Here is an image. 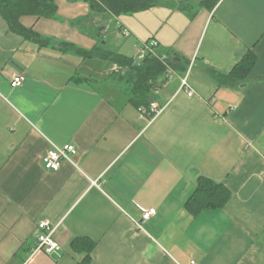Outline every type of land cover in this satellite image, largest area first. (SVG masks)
Returning a JSON list of instances; mask_svg holds the SVG:
<instances>
[{
	"label": "crops",
	"instance_id": "0c3cea01",
	"mask_svg": "<svg viewBox=\"0 0 264 264\" xmlns=\"http://www.w3.org/2000/svg\"><path fill=\"white\" fill-rule=\"evenodd\" d=\"M161 1L115 18L121 43L102 42L139 58L153 38L188 63L154 89L162 110L152 118L109 83L97 90L72 79L101 82L114 66L97 70L88 63L97 58L39 47L0 18V264H77L85 256L72 247L77 238L93 242L88 264H264V0L212 9L188 0L197 8L186 12L182 0ZM56 3L58 19L21 22L92 48L95 38L69 23L88 5ZM248 50L258 59L245 82L217 86L207 75L227 73ZM13 75L22 86H11ZM184 75L192 96L180 88ZM66 144L76 150L71 162L45 169V152ZM198 176L229 189L223 208L186 210ZM41 221L55 228L53 253L34 250Z\"/></svg>",
	"mask_w": 264,
	"mask_h": 264
},
{
	"label": "trees",
	"instance_id": "16d2710c",
	"mask_svg": "<svg viewBox=\"0 0 264 264\" xmlns=\"http://www.w3.org/2000/svg\"><path fill=\"white\" fill-rule=\"evenodd\" d=\"M67 1L70 3L83 2L88 5L89 12L86 16L69 20L72 26L80 29L88 19L93 20L98 17L99 23H104L110 18H117L122 15L131 16L162 4L161 0ZM218 1L202 0L199 5H206L209 9H212ZM181 2V9L185 12L187 6L191 9L197 8V6L192 7L188 0H182ZM57 10L56 0H0V18L6 22L10 32L24 40L35 42L39 47H50L62 53L72 52L82 59H102L116 69L107 73L101 82L77 75L72 77L74 81H85L97 90L104 82L109 83L127 97V102L139 111L148 114L149 118L156 115L152 111L154 89L159 87L171 75V72H186L188 63L178 62V58L169 51L160 52L158 50L159 44L153 38L148 39L145 44L141 45L140 57L136 58L105 49V43H102L104 39L102 31H96L92 35L96 40V44L92 48L86 49L65 40L42 36L33 27L25 26L20 20L26 16L37 19H58ZM121 31L122 34L125 32L128 35L126 30L122 29ZM123 36L125 35L123 34ZM257 59L256 53L248 50L227 73H220L213 67H207L206 73L217 86L243 83L248 78ZM229 197L230 191L225 185L207 177L198 176L194 191L184 206L190 214L196 215L202 210L223 208ZM72 247L85 254L83 260L77 264H88L93 242L87 238H77L72 242Z\"/></svg>",
	"mask_w": 264,
	"mask_h": 264
},
{
	"label": "built area",
	"instance_id": "2783aa9c",
	"mask_svg": "<svg viewBox=\"0 0 264 264\" xmlns=\"http://www.w3.org/2000/svg\"><path fill=\"white\" fill-rule=\"evenodd\" d=\"M127 35V33H123ZM152 44H154L152 42ZM172 73V72H171ZM171 77V75H170ZM23 77L19 75H13L11 79L12 87H20L23 84ZM180 88L186 91L188 96H192L193 91L189 89V84L187 82V75L183 76L180 80ZM161 108H157L155 105H152V111L155 114L161 112ZM76 152L75 147L71 144H66L62 147H58L56 145H51V147L45 152L42 157L43 166L47 170L57 171L60 167L61 162L70 161L71 155H74ZM155 214L154 208L142 209V220L145 221L149 219L152 215ZM141 225L138 224V227ZM39 233L36 237V246L34 248L35 251H43L45 253H53L57 251L60 247L57 241L54 239V230L55 228L50 225L48 221H41L38 223ZM194 264V261L191 262Z\"/></svg>",
	"mask_w": 264,
	"mask_h": 264
},
{
	"label": "rangeland",
	"instance_id": "374dc122",
	"mask_svg": "<svg viewBox=\"0 0 264 264\" xmlns=\"http://www.w3.org/2000/svg\"><path fill=\"white\" fill-rule=\"evenodd\" d=\"M192 1H194V0H192ZM58 4L60 5V0H58ZM67 11H70V8H68ZM83 25H84L83 30H82L83 26L81 29L80 28H78V29H80L85 34L93 35V34H95L96 31L97 32L102 31L103 32V38H104L102 40V42L107 41V45H106L107 49L109 48V44H111V43L116 44V46L121 43L120 42L121 38H120L119 34H117L116 30H114L115 18H110L109 20L105 21L104 23H99V20L97 21L96 18L93 20L88 19L83 23ZM106 25H108V28L104 27ZM129 39L134 41V39L132 37H129ZM88 63H90L92 65L94 63H96L97 64L96 66L99 67V69H97V70L103 69V71H104V68L109 66V64L106 61H99L98 59H93L92 61H89ZM92 76L99 79V77H97L96 75H92Z\"/></svg>",
	"mask_w": 264,
	"mask_h": 264
},
{
	"label": "water",
	"instance_id": "95a60500",
	"mask_svg": "<svg viewBox=\"0 0 264 264\" xmlns=\"http://www.w3.org/2000/svg\"><path fill=\"white\" fill-rule=\"evenodd\" d=\"M137 64H139V63H137Z\"/></svg>",
	"mask_w": 264,
	"mask_h": 264
},
{
	"label": "bare ground",
	"instance_id": "6f19581e",
	"mask_svg": "<svg viewBox=\"0 0 264 264\" xmlns=\"http://www.w3.org/2000/svg\"><path fill=\"white\" fill-rule=\"evenodd\" d=\"M187 71V70H186Z\"/></svg>",
	"mask_w": 264,
	"mask_h": 264
}]
</instances>
